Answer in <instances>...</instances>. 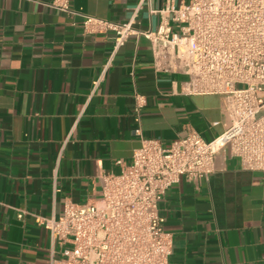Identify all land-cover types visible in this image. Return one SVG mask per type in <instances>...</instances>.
I'll return each mask as SVG.
<instances>
[{
    "label": "crops",
    "instance_id": "crops-1",
    "mask_svg": "<svg viewBox=\"0 0 264 264\" xmlns=\"http://www.w3.org/2000/svg\"><path fill=\"white\" fill-rule=\"evenodd\" d=\"M51 1L0 0V264H51L53 249L59 258L38 216L98 199L100 175L131 163L141 136L165 146L191 131L209 140L231 122L225 95L189 92L188 76L156 71L145 36L115 51V32H85L80 13L127 21L138 0H71L79 14ZM167 1L145 4L135 26L155 29L150 8ZM136 92L146 97L140 123ZM160 212L170 264H264V172L227 149L207 177L169 188Z\"/></svg>",
    "mask_w": 264,
    "mask_h": 264
},
{
    "label": "built area",
    "instance_id": "built-area-1",
    "mask_svg": "<svg viewBox=\"0 0 264 264\" xmlns=\"http://www.w3.org/2000/svg\"><path fill=\"white\" fill-rule=\"evenodd\" d=\"M150 1L138 0L127 21L80 13L84 30L115 32V51L130 37L145 36L156 71L188 76L189 92L225 95L230 125L213 139L191 131L169 146L160 138L141 136L131 163L120 159L119 172L100 175L98 199H68L60 216H38L53 245H60L61 256L53 249L51 264H170L173 235L160 212L169 188L183 176L193 181L207 177L223 149L245 169L264 172V0H190L180 5L168 0L159 9L150 8L160 15L155 29L136 27L138 14ZM50 5L79 14L71 0H52ZM145 104V95L136 92L133 109L139 123ZM135 131L141 134V127Z\"/></svg>",
    "mask_w": 264,
    "mask_h": 264
}]
</instances>
